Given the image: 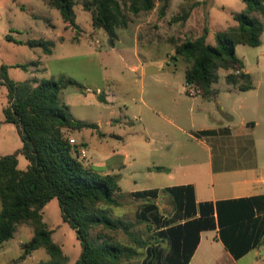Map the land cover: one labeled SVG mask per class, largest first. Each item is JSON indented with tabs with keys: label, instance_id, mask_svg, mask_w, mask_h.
<instances>
[{
	"label": "trees",
	"instance_id": "16d2710c",
	"mask_svg": "<svg viewBox=\"0 0 264 264\" xmlns=\"http://www.w3.org/2000/svg\"><path fill=\"white\" fill-rule=\"evenodd\" d=\"M171 0H49L59 10L67 28L74 27L75 6L81 4L84 11L91 13L92 25L107 34L110 47L118 41V30L128 26L125 9L137 15L150 12L159 3L160 17L166 15ZM245 9L234 15L237 25L215 33V44L207 43L209 29L196 39L171 38L175 59L187 63L185 80L187 87L193 86L205 99H213L218 92L213 84L219 80L220 69L231 70L226 75L228 84L240 91L253 89L251 75L244 71L243 61L237 57L235 47L245 45L259 47L264 32V0H242ZM207 0L195 2L192 7L206 6ZM191 7V8H192ZM189 11L173 16L171 22H185ZM7 41L41 48L50 54L53 43L31 39L26 42L6 35ZM39 61L19 66L28 70L39 66ZM238 72V73H237ZM0 82L7 89V104L3 108L4 122L17 128L22 142L20 150L0 157V244L14 238L18 226L30 224L34 234L23 244L21 260L33 251L44 248L50 255L49 262L39 264H67L62 247L53 240V231L43 220V209L53 199H57L64 223L76 231L81 245V254L75 264H120L124 255L130 254L125 246L108 240L96 242L91 239V231L98 226L117 231L122 229L140 247L145 244L139 234H133L131 225L115 219L110 212L100 206H119L116 194L120 190L116 175L102 174L91 166H86L73 153L69 143L68 130L98 129L93 123L76 120L65 104L60 101V93L68 87L82 86L71 78H32L15 82L8 76V67L0 66ZM102 99V98H101ZM103 100V99H102ZM29 162L26 170L18 167V155ZM161 170V168H157ZM162 192L170 196L174 205L172 215L163 219L153 205L143 208L138 216L146 220L153 213V223L158 236L168 243L166 252L155 247L150 249L149 260L145 264H189L200 239V233L213 230L218 225L232 224L252 217V207L264 209L260 203L264 197L219 202L215 208L211 202L196 204L194 188L191 185L165 188ZM160 190L152 189L132 193L137 198H156ZM222 205L229 211L222 219ZM249 220V219H248ZM249 225L256 223L264 236V218L250 219ZM244 225V224H242ZM222 230V229H221ZM228 234L221 231L227 247L238 257L234 246L228 241ZM264 238V237H263Z\"/></svg>",
	"mask_w": 264,
	"mask_h": 264
},
{
	"label": "rangeland",
	"instance_id": "374dc122",
	"mask_svg": "<svg viewBox=\"0 0 264 264\" xmlns=\"http://www.w3.org/2000/svg\"><path fill=\"white\" fill-rule=\"evenodd\" d=\"M195 1L183 0V4L175 6L174 9L172 8L170 14L173 13V16L182 14L183 11L191 9L192 6L190 5L194 4ZM14 2L15 0H0V50L2 51L4 50L3 44L6 42V34L10 35V27H20L19 32L26 34L27 23L30 25V21H32L31 17L27 16L26 11L34 1L18 0L17 5ZM40 3L42 7L41 13H44L46 20L45 22L40 20V22L37 21L34 24V29H36L34 39L46 41L47 39L44 38L47 36H49L48 38H54L55 34L63 33L66 41L60 43L59 39H57L55 44L53 43L50 53L52 56L39 66H34L37 69L36 76L37 78L55 79L64 76L77 81L82 86V89L68 87L59 96L63 104L66 102L65 99L73 101L74 104L68 109L70 108L69 111L72 116L80 121H82L81 118L84 116H89L93 119L98 116L107 117L109 116V107L101 102V107L95 106L87 109L79 102L80 97L78 95H87L90 99V104H92V99L94 100L93 97H95L93 95L96 88L95 84L105 90L107 87L111 90V98L114 97L116 99L114 100V110L120 120V124L114 128L116 136L102 137L98 132L99 130L87 128L73 130L71 136L78 144L86 145L87 157L82 161L86 166L93 162L92 168L98 172L106 170L107 166L96 164V158L102 159L103 156H107L113 149L122 153V156L113 159L115 164L117 163L116 160L122 164L121 167L115 169L120 186L116 199L120 201V204L117 207L104 204H100V206L108 210L113 218L130 224V231L134 235L139 234L145 246L140 247L137 245L122 229L111 231L101 226L91 231V239L98 243L102 240H108L125 246L130 254L124 255L120 264H145L149 260L150 249L157 247L161 251L166 252L168 243L158 236V229L152 219L153 213H148L146 220H140L138 214L146 206L153 205L155 207L154 212H157L163 219H167L172 215L174 205L170 196L164 192L160 193L156 198H136L131 195L135 191L161 190L165 187V184H168L160 177L163 174H160L154 167L159 160V153L156 149L159 137L151 135L150 140L147 141L143 137V131L140 130L138 122L133 121L134 125L129 124L130 121L134 120V116H138L139 101L132 102L130 99L136 98L139 100L143 87L141 75L139 72L133 73L121 69L123 67L122 62L113 50L109 48L110 46H100V42L97 44V41H94L96 38H101L100 36L96 35L97 37L91 38L88 36L87 30L92 31L88 27V23L92 21V15L84 11L81 4L75 6L76 25L64 28L65 23L59 10L53 7L50 2H47L49 3L47 6L43 5V0ZM23 4L25 7L22 6ZM244 9L245 3L242 0H207L206 6L203 7L201 5L194 8L193 19L189 25L186 26L185 22H181L175 23V25L172 24L174 26L171 27V24L164 23L162 28L164 31L167 28H171L183 33L186 32L187 38L192 39L202 28L207 26L210 29L207 42L214 45L213 34L236 26L237 22L233 19V16ZM125 15L130 17L131 13L125 9ZM156 15L158 16V11H156ZM154 19L155 17L152 22ZM261 41V46L255 48L245 45H237L235 47L237 57L243 61L246 70L251 75L254 91L239 92V94L232 93L230 89H233L234 86L226 81V75L233 73L231 70L220 69L218 71L219 80L213 84L225 106L228 108L241 106L240 112L242 116L259 122L254 138L260 141L264 138V32ZM24 54V52L18 50H11L7 52L8 57H3L2 59L3 61L11 62L15 60V55L24 58ZM172 67L169 66L166 70L172 73L176 85L185 84V72L180 69L175 71ZM117 71L118 73L125 72L126 80L119 81L115 88L107 80L112 76L118 77ZM24 73V70L20 69L11 70L9 78L23 80L25 77ZM149 80H147L145 94H143L145 98L155 94L154 90H152V87L155 86H152L153 84ZM159 87L160 85H158ZM69 89L72 91L70 92L71 94H65V91ZM88 89H90V93L87 92ZM6 94L7 89L0 85V103H6ZM257 102L260 104V108L255 110L254 106ZM1 109L0 105V116L2 113ZM216 115L219 117V114ZM101 131L110 132L107 126H104V130ZM142 141H146L148 144H144ZM21 146L22 142L15 127L2 123L0 127V157L16 153ZM262 153L264 155V149ZM18 161L19 169L26 170L29 162L22 154L18 155ZM103 162L106 163L105 160ZM42 213L44 222L53 231V240L62 247L67 257V264H75L81 254V245L77 239L76 231L63 222L57 199L49 202ZM33 234V227L30 224L18 226L14 238L0 244V264H39L40 262H49L51 257L44 248L33 251L24 260L20 259L23 252V244L28 242Z\"/></svg>",
	"mask_w": 264,
	"mask_h": 264
},
{
	"label": "crops",
	"instance_id": "0c3cea01",
	"mask_svg": "<svg viewBox=\"0 0 264 264\" xmlns=\"http://www.w3.org/2000/svg\"><path fill=\"white\" fill-rule=\"evenodd\" d=\"M17 1L15 0V5H17ZM33 1L32 6L29 5L26 11L27 16L29 15L32 20L30 25L27 23L25 28L27 33H20V27L14 28V26H11L9 34L13 39L23 42L34 39L36 35L34 24L37 21L40 22V20L45 22L44 13H41V0ZM118 1L122 2V0ZM203 1L196 0L195 2ZM47 2L49 1L43 0V5L47 6L49 4ZM182 4L183 0H171L164 17H159V13L158 16L156 15L159 3L156 4L155 9L151 12H141L137 15L131 14L130 17L127 16L128 26L118 30V41L114 47L108 46L107 34L102 29L93 28L92 21L88 23V27L92 31L87 30V34L90 38L101 37L99 39L96 38L94 41H97V44L100 42V46L106 45V47L113 50L122 62L123 67L121 69L127 72H139L141 75L143 87L139 100L136 98L130 99L132 102L139 101L138 116H134V120L130 121L129 124L134 125L135 121L138 122L140 130L143 131V137L147 141L150 140L151 135L159 137L156 147L159 153V160L154 167L156 169L161 168V170L157 169V171L163 174L160 177L168 183L161 190L158 189L160 193H163L162 191L168 187L191 185L194 188L196 204L205 202L213 204L215 208L214 217L217 223V203L264 197V155L262 153L264 138H262V141L254 138L259 122L242 116L240 112L241 106L228 108L223 104L220 96L217 95L213 99H205L197 90L196 95L191 96L187 92L186 80L185 84L176 85L172 73L166 70L169 66H173L172 68L175 71L180 69L185 72L188 66L181 58L175 59V50L170 44L171 38L188 39L187 33L171 28H167L164 31L162 28L164 23L171 24V27L175 25V23L171 22L173 13L170 14V10ZM22 6L25 7L24 4ZM196 7L187 10L189 11V17L185 21L186 26L192 21V13ZM154 17L155 19L152 22ZM49 25L53 26L52 24ZM64 28H67L66 24H64ZM202 33L203 28L192 39L198 38ZM55 35L54 38H48L49 36H47L44 39H47L46 41L50 40L54 44L57 39H59L60 43L66 41L63 33ZM3 47L4 52L0 50V66L5 65L8 67L9 77L11 70H23L19 66L34 61H39L42 64L52 56V54L43 53L41 48H32L26 44H17L13 41L6 40ZM11 50L24 52V58L15 55L14 61H3L2 58L8 57L7 52ZM36 71L37 69L31 66L28 70H24L25 77L23 80H12L23 82L37 78ZM244 71L249 73L246 68H244ZM124 73L123 71L121 73L117 71L118 77L112 76L107 80L108 83L116 88L119 81L126 80ZM148 79H150L149 82H152V86H155L152 87L155 94L145 98L143 94H145ZM158 85H160L159 88ZM95 87V92L93 93L95 101L92 99V104H90L88 96L83 94L78 95L80 97L79 102L87 109L95 106L101 107L102 102V104H106L109 107V116L104 118L98 116L99 118L97 117L96 119L84 116L81 120L95 123L102 137L116 136L114 128L120 124V120L116 116L117 112L114 110V100L116 99L114 97L111 98L109 87L106 90L96 84ZM213 89L215 88L213 87ZM230 91L234 92V94L251 92L254 91V86L253 89L248 91H240L237 86H234ZM70 92H72L70 89L66 90L65 94L70 95ZM87 92L90 93V89ZM65 101V106L67 107H72L74 104L73 101L66 99ZM6 104L7 100L6 103H0L2 107L0 127L2 123H5L3 108ZM254 108L255 110L259 109L260 104L257 102ZM215 114H219V117L215 116ZM9 125L15 127L13 124ZM104 126H107L110 132H102L101 130H104ZM15 129L17 130L16 127ZM71 133L72 130H68L69 137L73 138ZM142 143L148 144L146 141H142ZM119 156H122V153L113 149L107 156H103L102 159L96 158V164L107 166L106 170H102L101 173L116 175L115 169L121 167L122 164L117 160L115 164L113 159ZM104 160L106 163L103 162ZM93 165V162L89 163V166L92 167ZM260 203L264 205V200H261ZM221 208L222 219H226L229 211L223 205ZM263 218L264 209L259 210L253 205L252 217L248 218L249 220L242 218L240 222H235L234 233L232 232L233 226L229 223L224 225L217 224L213 230L202 231L198 246L189 264H264V236L260 233L261 229L258 231L256 223L249 225L252 222L250 219ZM221 231L228 234L227 238L230 245L234 246L236 252H240L238 257L225 244V240L221 237Z\"/></svg>",
	"mask_w": 264,
	"mask_h": 264
},
{
	"label": "built area",
	"instance_id": "2783aa9c",
	"mask_svg": "<svg viewBox=\"0 0 264 264\" xmlns=\"http://www.w3.org/2000/svg\"><path fill=\"white\" fill-rule=\"evenodd\" d=\"M238 73V72H237ZM188 93L191 96H195L197 91L193 86L188 87ZM69 143L73 147L74 155L79 159L83 160L87 157V148L84 144H78L74 138H69Z\"/></svg>",
	"mask_w": 264,
	"mask_h": 264
}]
</instances>
